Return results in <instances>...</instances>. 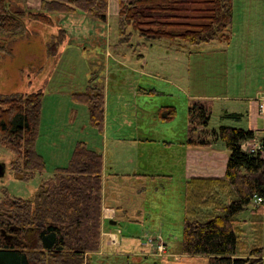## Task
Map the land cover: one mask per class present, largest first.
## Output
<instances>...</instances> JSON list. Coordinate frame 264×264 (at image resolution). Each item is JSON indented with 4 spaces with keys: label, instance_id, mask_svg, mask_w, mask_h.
<instances>
[{
    "label": "rangeland",
    "instance_id": "rangeland-1",
    "mask_svg": "<svg viewBox=\"0 0 264 264\" xmlns=\"http://www.w3.org/2000/svg\"><path fill=\"white\" fill-rule=\"evenodd\" d=\"M7 1L11 11H23L26 15L22 18L24 29L19 35L0 33V96L43 93L37 150L44 158L46 168L29 181L18 180L8 167L12 153L0 147V163L5 165V172L0 176V199L4 193L22 199L32 197L41 178L54 173L62 163L60 158L65 150L77 140L107 159L117 154L121 159L119 157L128 151H139L146 156L151 154L154 162L160 160L161 168L170 167L165 163L174 161L172 178L148 182L142 198L146 201V224L150 234L138 239L133 233V238L124 239L117 247L118 251L132 253L142 249L141 243L153 252L145 256H96L91 264H162L161 258L167 251L180 254L186 206H190L187 210L196 215L202 212L197 219L204 221L220 213L213 210L211 202L225 204L229 195L227 186L224 189L220 182H212L202 190L199 199L208 207L203 208L200 203L196 205L187 199L189 190L182 159L188 132V106L197 100L209 104L207 130L210 132L221 125L248 129L246 100L233 102L229 97L251 93L258 85L264 91V0H232L229 40L211 41L190 54L165 43L143 47L138 43L140 37L136 33L132 38H119L117 11L121 0H110V4L108 0L104 20L76 10L50 13L51 25L27 16L28 12L39 10L40 0ZM89 86L92 88L88 89ZM154 87L166 90L154 94L150 91ZM93 88L104 92L107 123L104 124L103 119L101 131L90 124L87 105L71 98L72 94ZM263 99L264 93L257 98L258 105ZM168 106H173L176 113L165 120ZM230 111H237L242 116L237 119L223 116L224 112ZM258 112L264 118L263 112L259 109ZM259 124L262 128L261 118ZM259 133L264 135V129ZM113 137L150 138L154 142L142 141L136 147H130L120 141L117 142L119 147H115L111 143ZM263 138L255 149L262 145ZM189 147L195 152L209 151L204 146ZM210 150L219 161L224 159V167L228 158L224 143L217 140ZM63 163L66 165L67 162ZM103 186L106 199L110 200L111 183L108 181V185L104 183ZM246 212L240 217L248 222L239 226L241 237L251 241L255 232L250 214ZM159 242L166 247L163 254L155 251ZM195 264H207V261L203 263L199 259Z\"/></svg>",
    "mask_w": 264,
    "mask_h": 264
},
{
    "label": "trees",
    "instance_id": "trees-1",
    "mask_svg": "<svg viewBox=\"0 0 264 264\" xmlns=\"http://www.w3.org/2000/svg\"><path fill=\"white\" fill-rule=\"evenodd\" d=\"M231 9L232 0H121L118 36L132 38L136 33L143 47L165 43L180 52L195 53L203 44L229 40ZM76 10L104 20L108 0H40L39 10L27 16L51 25L50 13ZM24 15L23 11H11L7 0H0V33L19 35ZM150 91L160 93L154 88ZM42 98L40 91L0 96V147L12 153L8 167L21 181L41 175L46 168L37 150ZM71 98L87 105L90 124L101 131L103 90L93 88ZM168 107L165 120L176 113L173 106ZM187 114L184 144L208 147L221 140L228 150L223 176L193 177L186 183L188 201L198 205L202 190L212 182H220L224 189L227 186L229 195L225 204L211 202L213 210L220 213L204 221L197 219L202 212L196 215L186 206L180 253L205 256L207 264H264V206L255 203L257 197L264 198V140L258 149L246 151L242 143L254 138L253 130L221 125L208 131L210 109L206 102L193 101ZM223 116L237 119L241 115L224 112ZM102 183V154L78 141L66 165L41 178L32 197L4 193L0 199V264H87L89 254L100 248ZM244 211L250 214L255 232L251 241L241 237L239 225L248 222L240 217Z\"/></svg>",
    "mask_w": 264,
    "mask_h": 264
},
{
    "label": "crops",
    "instance_id": "crops-1",
    "mask_svg": "<svg viewBox=\"0 0 264 264\" xmlns=\"http://www.w3.org/2000/svg\"><path fill=\"white\" fill-rule=\"evenodd\" d=\"M160 82L162 81L160 80ZM154 89L160 93H162L163 90H166V88L162 87H154ZM262 93H264V91L261 89V85H258L251 93L233 94L229 97L233 102L241 101L242 103L246 100L247 128L253 130L255 135L253 139L242 143L243 149H249V151H253L264 136L259 133L260 129H264V118L259 114L257 107V98H259ZM105 106L106 104L104 107ZM230 112L237 113V111ZM238 114L242 116L241 113ZM260 118L262 119V128L259 127ZM105 123H107V121L104 118V124ZM120 141L123 142V145H130V147H133V145H139L142 141L149 143L154 142V140L150 138L139 140L135 137H123L122 139L113 137L111 143L115 144V147H119L117 146V142ZM74 145V143L73 145L71 144V146L65 150L66 152L63 155V158L57 156L58 159L60 158V162H62L58 166H63V164H65L63 162H67L70 155L69 152ZM210 147L211 146L207 147L209 151L195 152L193 148L189 147V145H185L182 164L186 183L193 177H217V174L221 175V172L224 173V159L223 161H219L215 154L211 152ZM117 156L119 155L109 156V159H107V156L106 158L102 157L103 183L100 248L98 251L89 254L87 264H91V261L96 256L105 257L109 254L118 256L126 255L127 257L130 255L145 256L148 255V253L150 254L153 252L149 246H143L141 243L139 245L142 249L137 250V252L132 251V253L118 251L117 247L122 245L124 239L129 240L133 238V233H135L138 239H141L144 234H150L149 230H147L149 228H147L146 224L148 221L146 220L147 213L145 212L146 201L142 199L147 189V183L154 182L162 177L171 179L173 169H175V162L173 161V163L171 162L169 164L166 162L165 164L167 166L170 165V167L161 168V161L154 162L151 154L146 156L139 151H128V153H124L119 157L121 159H118ZM147 157H150L149 160H147ZM108 181L111 183V186H108V194L111 197L110 200L106 199L103 186L104 183L108 185ZM113 222L115 223L114 225H112ZM199 259L203 260V263L207 261L205 256H191L167 251L166 255L161 258V261L162 264H195V261Z\"/></svg>",
    "mask_w": 264,
    "mask_h": 264
},
{
    "label": "built area",
    "instance_id": "built-area-1",
    "mask_svg": "<svg viewBox=\"0 0 264 264\" xmlns=\"http://www.w3.org/2000/svg\"><path fill=\"white\" fill-rule=\"evenodd\" d=\"M258 109L261 111V112H263V114H264V99L262 100V102L261 103H259V105H258ZM255 201L256 202H264V198H260V197H257L256 199H255ZM159 245L157 246V247H155V251L157 252H159V253H161V254H163V253H165V245H164V243L163 242H159L158 243Z\"/></svg>",
    "mask_w": 264,
    "mask_h": 264
},
{
    "label": "water",
    "instance_id": "water-1",
    "mask_svg": "<svg viewBox=\"0 0 264 264\" xmlns=\"http://www.w3.org/2000/svg\"><path fill=\"white\" fill-rule=\"evenodd\" d=\"M4 169H5V165L4 163H0V176H3L4 174ZM115 223L113 222L112 225H114ZM116 231V230H115Z\"/></svg>",
    "mask_w": 264,
    "mask_h": 264
},
{
    "label": "flooded vegetation",
    "instance_id": "flooded-vegetation-1",
    "mask_svg": "<svg viewBox=\"0 0 264 264\" xmlns=\"http://www.w3.org/2000/svg\"><path fill=\"white\" fill-rule=\"evenodd\" d=\"M4 172H5V169H4Z\"/></svg>",
    "mask_w": 264,
    "mask_h": 264
}]
</instances>
